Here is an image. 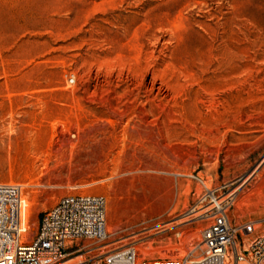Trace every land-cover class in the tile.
Listing matches in <instances>:
<instances>
[{
    "label": "rangeland",
    "instance_id": "1",
    "mask_svg": "<svg viewBox=\"0 0 264 264\" xmlns=\"http://www.w3.org/2000/svg\"><path fill=\"white\" fill-rule=\"evenodd\" d=\"M0 182L30 239L103 195L113 246L180 258L206 188L263 233L264 0H0Z\"/></svg>",
    "mask_w": 264,
    "mask_h": 264
},
{
    "label": "built area",
    "instance_id": "2",
    "mask_svg": "<svg viewBox=\"0 0 264 264\" xmlns=\"http://www.w3.org/2000/svg\"><path fill=\"white\" fill-rule=\"evenodd\" d=\"M205 192L197 220L209 222L200 241L180 258L155 261L140 256L138 239L109 241L103 195L63 196L44 211L30 239L22 228V186L0 182V264H264V232L253 235V223L234 225L227 215L235 190Z\"/></svg>",
    "mask_w": 264,
    "mask_h": 264
},
{
    "label": "bare ground",
    "instance_id": "3",
    "mask_svg": "<svg viewBox=\"0 0 264 264\" xmlns=\"http://www.w3.org/2000/svg\"><path fill=\"white\" fill-rule=\"evenodd\" d=\"M22 204H23V199H22ZM107 207V206H106ZM21 219H22V213H21ZM106 224H107V222H106ZM108 231V230H107Z\"/></svg>",
    "mask_w": 264,
    "mask_h": 264
}]
</instances>
